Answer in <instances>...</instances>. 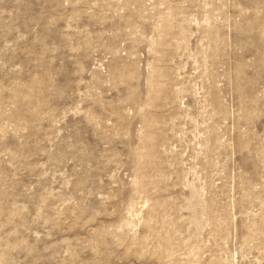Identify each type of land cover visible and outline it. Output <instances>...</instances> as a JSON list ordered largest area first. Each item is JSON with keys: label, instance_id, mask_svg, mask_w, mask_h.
<instances>
[{"label": "rangeland", "instance_id": "rangeland-1", "mask_svg": "<svg viewBox=\"0 0 264 264\" xmlns=\"http://www.w3.org/2000/svg\"><path fill=\"white\" fill-rule=\"evenodd\" d=\"M0 264H264V0H0Z\"/></svg>", "mask_w": 264, "mask_h": 264}]
</instances>
